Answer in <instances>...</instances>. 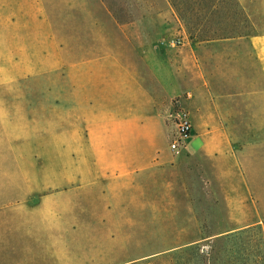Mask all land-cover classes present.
Segmentation results:
<instances>
[{
  "label": "rangeland",
  "instance_id": "374dc122",
  "mask_svg": "<svg viewBox=\"0 0 264 264\" xmlns=\"http://www.w3.org/2000/svg\"><path fill=\"white\" fill-rule=\"evenodd\" d=\"M104 1L121 23L138 21L139 44L156 30L182 38L175 15L181 45L264 32V0ZM63 81L0 83V264H264L258 236H232L264 218L252 224L259 217L241 207L245 194L226 192L228 178L199 182L193 162L101 178ZM181 109L190 115L174 98L170 148Z\"/></svg>",
  "mask_w": 264,
  "mask_h": 264
},
{
  "label": "crops",
  "instance_id": "0c3cea01",
  "mask_svg": "<svg viewBox=\"0 0 264 264\" xmlns=\"http://www.w3.org/2000/svg\"><path fill=\"white\" fill-rule=\"evenodd\" d=\"M137 24L121 23L104 0H0V83L60 74L101 178L156 177L193 162L199 182L228 178L226 192L245 194L241 207L261 223L264 32L173 48L161 30L139 44ZM176 97L193 124L179 155L170 148Z\"/></svg>",
  "mask_w": 264,
  "mask_h": 264
},
{
  "label": "built area",
  "instance_id": "2783aa9c",
  "mask_svg": "<svg viewBox=\"0 0 264 264\" xmlns=\"http://www.w3.org/2000/svg\"><path fill=\"white\" fill-rule=\"evenodd\" d=\"M167 43L171 46H179L183 43L181 38H167ZM177 137L171 143V150L179 153L192 136L193 124L187 111L181 109L177 113Z\"/></svg>",
  "mask_w": 264,
  "mask_h": 264
},
{
  "label": "trees",
  "instance_id": "16d2710c",
  "mask_svg": "<svg viewBox=\"0 0 264 264\" xmlns=\"http://www.w3.org/2000/svg\"><path fill=\"white\" fill-rule=\"evenodd\" d=\"M177 9H179L178 6H177ZM244 234H254L255 236H258L257 240L260 242V244L264 246V228L260 224L245 228L241 232H237L233 234L232 236H239V235H244Z\"/></svg>",
  "mask_w": 264,
  "mask_h": 264
}]
</instances>
